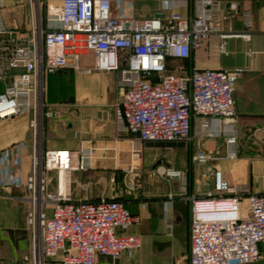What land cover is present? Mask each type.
Here are the masks:
<instances>
[{"label":"built area","instance_id":"built-area-1","mask_svg":"<svg viewBox=\"0 0 264 264\" xmlns=\"http://www.w3.org/2000/svg\"><path fill=\"white\" fill-rule=\"evenodd\" d=\"M114 3L122 1L46 0L42 5L30 0L24 32L0 29V79L9 80L0 93V121L27 113L32 137L25 177L26 144L0 150V192H22L12 197L27 204L30 247L24 260L31 264L58 258L62 264H96L97 256L116 262L141 248L138 237L122 235L139 221L122 202L77 201L72 195V174L93 169L95 149L85 140L76 150L46 148V122L54 117L47 100L49 76L62 70L117 73L121 101L115 114L132 136L131 155L137 161L143 159L145 143L196 140L199 145L214 136V124L221 127L236 117L234 93L246 68L193 69L181 75L167 63L189 59L213 35L250 42L252 21L245 22L242 33H225L227 18L219 0H195L191 16L176 11L188 8L189 0H166V15L143 19L115 15ZM220 51L225 53V44ZM88 55L92 67L82 63ZM237 147L238 137L230 130L227 158L237 157ZM211 160L204 151L193 156L194 164L206 167L203 177L213 185L203 198H192L189 264H255L264 244V195L251 193L246 185L232 187L220 170L208 166ZM161 174L184 175L167 168ZM128 190L132 193L133 184ZM244 198L249 207L242 214ZM212 200L221 205L218 215L198 210L200 201Z\"/></svg>","mask_w":264,"mask_h":264},{"label":"crops","instance_id":"crops-1","mask_svg":"<svg viewBox=\"0 0 264 264\" xmlns=\"http://www.w3.org/2000/svg\"><path fill=\"white\" fill-rule=\"evenodd\" d=\"M121 1L120 6L114 3L115 15L143 19L167 14L162 10L166 0ZM189 1L188 8L176 11L191 16L195 0ZM219 1L227 18L222 24L223 31L242 33L245 22L250 20L254 24L251 41L223 40L213 35L202 47L193 50L189 59L167 63L170 70L181 75L193 69H247L234 93L235 119L221 127L214 124V136L202 139L199 145L196 140L145 143L143 159L137 161L131 155L132 136L115 114L121 101L117 73L86 75L62 70L48 78L47 100L54 117L46 122V148L76 150L80 140H85L95 149L93 169L72 174L74 199L92 202L115 199L139 218L122 235L138 237L141 248L132 254L123 253L116 262L97 256L96 264H189L192 198H203L213 185L211 178L203 177L206 167L193 163L198 151L212 158L208 166L220 170L232 187L246 185L251 193L264 195V0ZM29 13L30 0H0V23L6 29L24 32ZM222 44H225V53L220 51ZM82 63L92 67V55L85 56ZM6 82L9 80L0 79V93ZM29 119V114L20 113L0 121V150L17 142L26 144L23 177L28 173L27 155L32 143ZM230 130L238 137V154L234 159L226 156V133ZM161 168L181 171L184 175L171 178L162 175ZM128 182L129 186L133 184L132 193L129 186L124 189ZM21 193L16 189L0 192V264H31L24 260L30 247L27 204L12 197ZM245 199L239 204L242 214ZM198 206L200 212L214 215H218L221 207L214 200L200 201ZM259 248L261 259L255 264H264V244ZM44 264L62 263L58 258L47 259Z\"/></svg>","mask_w":264,"mask_h":264},{"label":"rangeland","instance_id":"rangeland-1","mask_svg":"<svg viewBox=\"0 0 264 264\" xmlns=\"http://www.w3.org/2000/svg\"><path fill=\"white\" fill-rule=\"evenodd\" d=\"M61 0H51V4H59ZM42 5L45 4V0H41ZM113 13H114V5H113ZM5 27L0 23V29H4ZM88 63V61H86ZM158 167V166H157ZM161 172H163V168L160 169ZM129 186V182L124 184V189ZM249 207L248 199H245L244 205L242 206V209H244L245 212H247ZM230 209V208H229ZM231 210V209H230ZM231 213V211H229Z\"/></svg>","mask_w":264,"mask_h":264},{"label":"bare ground","instance_id":"bare-ground-1","mask_svg":"<svg viewBox=\"0 0 264 264\" xmlns=\"http://www.w3.org/2000/svg\"><path fill=\"white\" fill-rule=\"evenodd\" d=\"M199 208V206H197ZM199 210V209H198Z\"/></svg>","mask_w":264,"mask_h":264}]
</instances>
